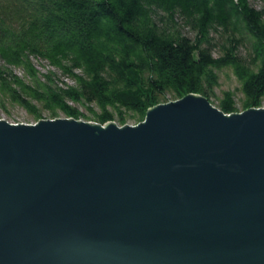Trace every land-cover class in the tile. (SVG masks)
<instances>
[{
  "label": "water",
  "instance_id": "water-1",
  "mask_svg": "<svg viewBox=\"0 0 264 264\" xmlns=\"http://www.w3.org/2000/svg\"><path fill=\"white\" fill-rule=\"evenodd\" d=\"M0 264H264V106L0 118Z\"/></svg>",
  "mask_w": 264,
  "mask_h": 264
},
{
  "label": "trees",
  "instance_id": "trees-1",
  "mask_svg": "<svg viewBox=\"0 0 264 264\" xmlns=\"http://www.w3.org/2000/svg\"><path fill=\"white\" fill-rule=\"evenodd\" d=\"M190 92L227 113L264 105V0H0L5 110L135 124Z\"/></svg>",
  "mask_w": 264,
  "mask_h": 264
},
{
  "label": "rangeland",
  "instance_id": "rangeland-1",
  "mask_svg": "<svg viewBox=\"0 0 264 264\" xmlns=\"http://www.w3.org/2000/svg\"><path fill=\"white\" fill-rule=\"evenodd\" d=\"M33 62L35 66L40 70V72H44L47 69H54L51 67L46 60L43 59H33ZM18 73L20 72L19 69H15ZM221 87H231L234 88V86L237 85L236 79L233 75H229V78H226L225 76L221 77ZM264 106V105H263ZM56 117H63L61 113H59ZM0 118H4L10 122H26V123H32L36 120L33 119L23 108L16 105H7V110L0 107ZM41 118H51L47 115V112L42 113ZM132 124V123H129Z\"/></svg>",
  "mask_w": 264,
  "mask_h": 264
}]
</instances>
